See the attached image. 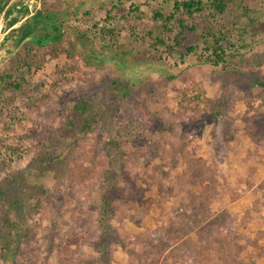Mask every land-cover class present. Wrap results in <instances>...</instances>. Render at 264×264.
<instances>
[{
	"label": "rangeland",
	"instance_id": "374dc122",
	"mask_svg": "<svg viewBox=\"0 0 264 264\" xmlns=\"http://www.w3.org/2000/svg\"><path fill=\"white\" fill-rule=\"evenodd\" d=\"M44 1L60 18L66 17L61 34L77 48L67 60L63 54L48 57L28 77L35 103L17 97L18 112L2 109L0 187L7 192V204L0 202V264H21L32 242L38 246L35 253L56 263L52 242L57 233L74 227L69 190L76 179L89 184L93 207H100L103 194L117 202L109 217L111 234L105 236L108 248L91 252L95 258L103 253L101 264H132L128 247L135 238L150 239V233L159 253L138 257L140 264H264V0L236 2L256 16L257 24L247 33L240 31L245 21L231 27L229 14L213 24L217 29L216 24L229 22V41L235 45L224 44L226 64L219 67L199 60L209 56L202 49L188 54L176 46L172 40L178 28L166 34V45L154 43L165 23L153 16H168L175 0H11L9 19L0 15V70L9 68L10 58L22 46L16 47L15 34L9 36L7 22L17 18L20 23L13 29L26 20L33 22ZM110 12L111 20L105 22ZM197 19L188 22L198 27L194 35L203 31L204 21ZM102 28L118 34L107 39L105 48ZM193 34L188 32V44ZM192 83L204 93L208 108L193 120L184 116L182 127L175 129L177 117L192 115L184 105L179 107ZM80 99H90L100 125L90 133L83 127L86 116L74 109ZM215 103H220L218 109H213ZM158 119L174 129L157 134ZM143 127L156 134L150 146L142 141L148 155L144 162L137 156L142 149L126 143ZM119 129L126 132L117 149L107 141L114 140ZM18 134L23 135V153L8 161L5 145L15 144ZM42 146L49 169L39 166ZM133 156L138 157L136 167L127 163ZM111 170L118 173L115 182L108 178ZM14 174L22 175V185L11 184ZM32 189L45 191L48 209L33 208L34 200L28 199ZM18 200L27 203L25 208L8 207ZM6 246L9 252L2 253ZM13 251L14 256L9 255Z\"/></svg>",
	"mask_w": 264,
	"mask_h": 264
},
{
	"label": "trees",
	"instance_id": "16d2710c",
	"mask_svg": "<svg viewBox=\"0 0 264 264\" xmlns=\"http://www.w3.org/2000/svg\"><path fill=\"white\" fill-rule=\"evenodd\" d=\"M10 1L11 0H0V15L4 13L6 19H9L13 10V8L12 10L9 8V10L6 9L10 4ZM237 1L238 0H175L173 2L172 11L168 16H164L158 12H155L153 16L155 21L164 20L165 23L161 28V35L156 37L154 43L156 45H166L164 37H166V34H171L173 32L171 27H175L180 29L177 37L172 40L176 46H181L188 54H196L198 50L202 49L204 53H207L209 56L207 58L199 56V60L206 61L212 66L219 67L220 65L226 64L227 49L224 44L235 47V45L229 41L230 36L228 32L231 31L227 26V23L229 22L218 23V25L216 24L217 29L213 28V24L217 23L219 17L225 19V16L228 14L233 16L231 27H237V25L239 26L245 21L244 28L240 30L242 33H247L248 28H253L257 24L254 12L246 6H239V4L236 3ZM240 8L241 12L234 15V13H237ZM51 10H53V5H48L46 1H44L41 4V10L37 11L34 15L33 22L26 20L17 29H13L18 23H20L17 18L7 22L10 29L9 36L15 34L17 36L16 47L22 46L20 47V50L10 58L9 68L0 70V117L2 115L3 107L8 108L10 113L17 111V109L19 111L20 107L17 108L16 106L17 97H25L27 102L35 103V99L32 96L33 89L29 88L30 82L28 77H30L33 71L41 69L48 57L58 59L63 54L67 60L75 53V49L77 48V45L75 44L76 42L68 37H64V33L61 34V29L66 17L63 15L61 19L59 11ZM110 15L111 12L107 15V20H105V22L111 20ZM197 17H202L204 21L203 31L200 34H195L196 37H194L193 41L188 44L187 41L190 42L187 38L188 32L193 34L198 29L196 23L195 25H189L188 22H196L198 20ZM93 27L94 29H98L97 24ZM100 33L101 42L103 44L102 46L104 48L110 44V41L107 39L113 40L118 35L115 33V30H108L107 28L100 29ZM83 36L86 35L84 34ZM28 39L30 40L27 41ZM52 42L58 43L52 44ZM65 43L68 44L67 47H64ZM168 48L170 49V45H168ZM183 56L184 54L182 53V60H184ZM92 57L90 56L88 59L89 63L92 60ZM190 93L193 95L192 98L189 97ZM203 98L204 93L199 89L196 83H192L186 88L183 92L179 107L184 105V111H190L192 112V115L186 116L185 112L183 116L177 117L175 129L182 127L181 122L184 116L185 120L189 121L195 119L196 115L205 112L208 107ZM90 104V99H80L77 100L74 105V109L77 113L83 117L86 116L83 127L85 132L88 133L92 132L96 125L97 127H100L98 122L95 121V116L93 115V110ZM219 104L215 103L213 109H218L220 107ZM204 106L207 108H204ZM181 113L180 110L179 114ZM156 121L158 125H160V128L156 130L157 134L164 130L170 131L174 129V127H168L161 119ZM124 130L119 129L116 138L112 141H107L108 145L120 149L122 146L120 141L124 140V133L126 132ZM155 136L156 134H154L153 131L143 127L137 130L135 140H127L126 143L132 145V148L134 149L138 147L142 149L137 153V156L139 155L144 162L148 159V155L144 154L143 150L146 149V146L142 145V141H146L147 145L150 146L155 140ZM22 137V134H18L15 138V144L5 145V159L8 158V161H16V159L21 158L20 155L23 153V151L20 150ZM184 138L187 139V135H184ZM174 149L179 152L180 148L177 147ZM40 150L41 152L37 157L39 160V166L41 168H51V164H48L49 155L44 146H42ZM24 153H28V150H24ZM137 156H133L127 161L129 166L134 165L136 167ZM110 174H112L111 178L108 175L110 182H115L118 173L111 170ZM10 181L12 185H22V182L24 183V179L20 174H14V176L10 178ZM24 185L25 187L27 186V184ZM69 191L71 197L69 199V208L72 209L70 212V216H72L70 223L73 224L74 227L71 231L62 232L61 234L57 233L58 239H56V242H52V251L56 254L55 264H101V256L104 253V250L108 248V239H106L105 236L111 234V230L108 228L110 223L109 217L115 213L117 202L113 195L103 194L102 201H100V207H93L91 205V200L93 198L92 190L89 189V184L87 185L85 182H80L79 179H76L73 182ZM6 197V190L0 187V202L7 204ZM28 199L34 200L33 208H49V205L48 207H45L44 201L48 198L45 196V191L42 189H32ZM62 202L63 200H61V203ZM26 204L27 203L23 200L10 201L8 207L10 209H14L15 207L25 208ZM187 204L190 205L189 203ZM78 222H80V224H78ZM87 222L88 227L85 229L84 226ZM95 224H97L99 229H104V232L98 233ZM98 234L101 235V239ZM97 235L98 239H96ZM150 235L148 236L151 237L150 239H142L139 237L135 238L132 242L130 241L133 245L128 247V253L130 258H134L132 264L141 263L142 260L138 259V257L142 259L146 257V259H148L150 254L154 255V258L156 257L155 254L159 249L150 242L153 236L155 237V234L150 233ZM103 236L105 237L104 239L102 238ZM13 241L8 242V245H12ZM130 242L128 241V243ZM7 247L8 246H6V248L3 247L1 252L4 253L7 251L8 253L10 249H7ZM36 248H38V246H34L33 242L26 245V250H24L22 254L25 258L21 259V264H53L52 261H50L49 256L35 253ZM29 249L33 251H30ZM92 251L103 253H99L100 256L95 258L94 255L91 254ZM9 255L14 256V251L9 253ZM151 258L152 257L149 259Z\"/></svg>",
	"mask_w": 264,
	"mask_h": 264
}]
</instances>
